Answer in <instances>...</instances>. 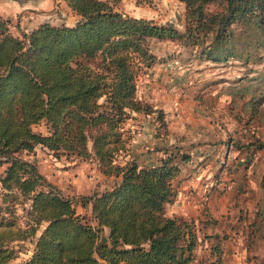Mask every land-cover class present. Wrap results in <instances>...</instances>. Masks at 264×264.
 <instances>
[{
	"label": "trees",
	"instance_id": "1",
	"mask_svg": "<svg viewBox=\"0 0 264 264\" xmlns=\"http://www.w3.org/2000/svg\"><path fill=\"white\" fill-rule=\"evenodd\" d=\"M65 1L81 16L74 24L42 22L16 35L0 16V162L7 163L0 187L8 203L29 199L31 233L44 226L18 264H192L194 221L165 214L177 195L178 150H165L151 165L118 163L115 155L126 147L121 123L129 110L146 108L136 89L138 69L153 58L150 37H184L211 61L247 60L264 45V0H181L183 31L125 14L114 6L119 0ZM251 98L255 110L264 96ZM43 121L47 131H35ZM36 144L57 156H93L104 174L119 179L101 192L64 194L19 155ZM235 144L249 154L264 147L253 135ZM260 186L264 194V170ZM13 209L0 207V264L15 256L9 242L25 236Z\"/></svg>",
	"mask_w": 264,
	"mask_h": 264
},
{
	"label": "rangeland",
	"instance_id": "2",
	"mask_svg": "<svg viewBox=\"0 0 264 264\" xmlns=\"http://www.w3.org/2000/svg\"><path fill=\"white\" fill-rule=\"evenodd\" d=\"M21 1H28L29 8L21 9ZM35 1L0 0V9L11 7L0 16L9 19L13 34L30 30H24L26 20L31 23L26 27L49 22L45 19L52 24L76 21L74 10L57 0H42L39 6ZM48 1L52 6H45ZM114 6L125 14L172 23L180 31L185 28L186 8L181 0H119ZM55 7L61 11L54 14ZM46 10L53 13L47 15ZM147 45L153 58L150 65L138 69L136 89L146 108L128 111L121 123L126 147L115 160L123 164L134 159L146 166L158 163L170 150H178L180 172L173 179L177 195L166 203L165 214L194 221L198 244L192 264H264V194L260 186L264 147L249 154L235 144L252 135L264 142V99L257 109H251L252 95L264 96V45L247 60L229 57L224 61L203 58L200 46L184 37H150ZM33 129L45 133L47 126L43 121ZM182 153L190 158L183 160ZM19 155L34 162L38 170L47 171L50 178L44 176L68 195L101 192L119 179L104 174L93 156H57L41 144ZM6 164L0 162V174ZM4 191L0 187V207L14 208L16 223L25 235L9 242L15 254L9 264H18L32 254L44 226L31 233L29 199L20 195L8 203ZM77 209L90 215L89 208Z\"/></svg>",
	"mask_w": 264,
	"mask_h": 264
},
{
	"label": "crops",
	"instance_id": "3",
	"mask_svg": "<svg viewBox=\"0 0 264 264\" xmlns=\"http://www.w3.org/2000/svg\"><path fill=\"white\" fill-rule=\"evenodd\" d=\"M14 1H17L18 2V0H14ZM37 4H38V6L40 5V3L42 4V0H37V1H35ZM57 2H60V4L61 5H63V6H65V7H67L69 10H72L69 6H68V4L66 3V1L65 0H57ZM20 5V8L21 9H24V8H29L28 6V4H30L28 1L26 2V1H21V2H18ZM45 6L46 7H49V6H52L51 5V3L48 1V2H46L45 3ZM3 7V9H0V12H9L11 9V7H8V6H6V7H4V6H2ZM52 8V7H51ZM21 9H19V10H21ZM55 10V12H54V14H56V13H58L57 11H59L60 9H57V7H55L54 8ZM67 9V10H68ZM9 10V11H8ZM61 11V10H60ZM73 11V10H72ZM16 12H18V11H16ZM71 12V11H70ZM74 12V14H75V16H76V21L80 18L79 16V14H77L75 11H73ZM15 13V12H14ZM44 13L45 14H47V15H49V14H52L53 13V11H50V10H46V11H44ZM72 13V12H71ZM132 14V13H131ZM4 15V17H6V15L5 14H3ZM135 16H140V15H135ZM7 17H11V15H9V16H7ZM44 21H51V20H49V19H45ZM75 21V22H76ZM19 23H17V24H20V21H18ZM74 22V23H75ZM39 23H42V22H39ZM74 23H72V24H74ZM25 25H23L24 26V30H27V29H32L33 27H35V26H37V25H31V26H28V27H26L27 26V24H31V23H28V20H26V22L24 23ZM19 26H21V25H19ZM40 170V171H39ZM38 171L40 172V173H42L43 175H45L46 177H48V178H50V175H49V173L47 172V171H45V170H42V169H39ZM53 182V181H52ZM61 187V186H60ZM196 258V257H195Z\"/></svg>",
	"mask_w": 264,
	"mask_h": 264
}]
</instances>
